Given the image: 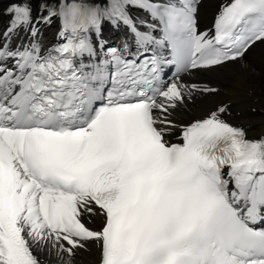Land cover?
Segmentation results:
<instances>
[{
    "label": "snow or ice",
    "instance_id": "snow-or-ice-1",
    "mask_svg": "<svg viewBox=\"0 0 264 264\" xmlns=\"http://www.w3.org/2000/svg\"><path fill=\"white\" fill-rule=\"evenodd\" d=\"M201 5L0 0V264H264V136L227 105L174 119L264 46V0H220L203 30Z\"/></svg>",
    "mask_w": 264,
    "mask_h": 264
},
{
    "label": "bare ground",
    "instance_id": "bare-ground-1",
    "mask_svg": "<svg viewBox=\"0 0 264 264\" xmlns=\"http://www.w3.org/2000/svg\"><path fill=\"white\" fill-rule=\"evenodd\" d=\"M219 2L220 0H202L200 18L203 20L215 15V7ZM3 22L4 17L0 16V25ZM244 60L248 68L242 70L244 66L242 61L210 78H200L198 82L210 83V86L219 91L210 96L197 94L182 111H178L174 117L176 123L188 124L194 119L202 118L211 108L227 105L228 111L222 115V119L242 127L248 136L260 135L264 131V46L253 49L251 55L249 53ZM188 79L189 77L183 78V80ZM251 129L254 131L249 134ZM177 130L179 128L175 131ZM76 261L77 264H92L93 252H81Z\"/></svg>",
    "mask_w": 264,
    "mask_h": 264
},
{
    "label": "rangeland",
    "instance_id": "rangeland-1",
    "mask_svg": "<svg viewBox=\"0 0 264 264\" xmlns=\"http://www.w3.org/2000/svg\"><path fill=\"white\" fill-rule=\"evenodd\" d=\"M253 52V50L250 52V55H251V53ZM243 64H244V66H243V68H242V70L244 69V68H248V66H247V63H246V60H243V62H242ZM244 72V71H243ZM257 129H258V127H257ZM253 129H251L250 131H249V134H252L253 133Z\"/></svg>",
    "mask_w": 264,
    "mask_h": 264
}]
</instances>
